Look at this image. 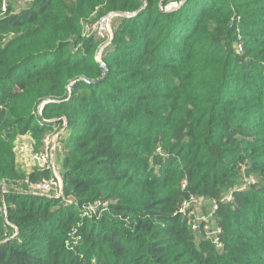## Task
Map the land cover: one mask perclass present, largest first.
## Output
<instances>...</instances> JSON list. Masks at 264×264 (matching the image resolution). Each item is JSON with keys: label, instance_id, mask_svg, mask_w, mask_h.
I'll list each match as a JSON object with an SVG mask.
<instances>
[{"label": "trees", "instance_id": "obj_1", "mask_svg": "<svg viewBox=\"0 0 264 264\" xmlns=\"http://www.w3.org/2000/svg\"><path fill=\"white\" fill-rule=\"evenodd\" d=\"M172 2L179 7L166 10ZM13 7L0 18V185L52 176L19 171V133L41 147L66 118L68 137L64 198L5 195L11 224L0 212V264L264 262V0ZM97 9L133 14L113 24L102 54L110 74L99 83L98 39L83 36ZM240 174L260 181L220 205L221 254L196 243L181 208L192 195L221 201ZM91 208L99 218L86 214Z\"/></svg>", "mask_w": 264, "mask_h": 264}, {"label": "built area", "instance_id": "obj_2", "mask_svg": "<svg viewBox=\"0 0 264 264\" xmlns=\"http://www.w3.org/2000/svg\"><path fill=\"white\" fill-rule=\"evenodd\" d=\"M35 0H1L2 7L0 11V18L8 13L9 7L12 3H23L24 6L32 4ZM122 13L109 12L106 15L99 17V19L92 25L83 23L84 35L87 37L95 36L99 39L113 38V24L115 20L122 17ZM2 106L0 105V111ZM67 126L64 121L63 127L58 133L56 130L49 133L42 142L40 149L31 156L32 164L31 169L27 174L32 173L36 169L49 170L52 176L49 179H43L39 182H32L29 177L24 180V184L28 189L38 195L52 194L57 198H64V181L61 172V162L57 163V154L59 151V138L63 130ZM56 133V134H54ZM188 186L187 181H184L182 188L186 189ZM4 187L0 185V210H6ZM209 201L213 205L214 212H217L221 204H228L233 201V193L223 197L221 201L212 200L204 197L192 195L184 203L181 208V213L189 217V224L194 232H203L207 240H209L218 250L224 248V241L222 239L223 232L221 229L212 230L208 225V220L205 217H199V206L204 201Z\"/></svg>", "mask_w": 264, "mask_h": 264}, {"label": "rangeland", "instance_id": "obj_3", "mask_svg": "<svg viewBox=\"0 0 264 264\" xmlns=\"http://www.w3.org/2000/svg\"><path fill=\"white\" fill-rule=\"evenodd\" d=\"M23 7H25L23 5V3H14V10H19V9H22ZM179 7L178 5V2H172L166 10H172L174 8H177ZM100 10H96L91 16H89L88 18L84 19L83 20V23H86V24H89V25H92L94 24L98 19L99 17H101L102 15H100ZM123 17L125 16H132L133 14L131 13H127V14H122ZM83 36L85 38H87L86 35H84L83 33ZM97 38V37H96ZM98 39V45H97V48H96V51H95V58H96V61L100 62L103 64V61H102V54L104 53L105 49L113 42V39H114V31H113V38L111 39ZM239 48V51L242 49L241 46L238 47ZM104 68V73L106 74V69L105 67L103 66ZM105 74L103 76V78L105 77ZM101 78V79H103ZM101 79H98L96 81H100ZM94 81V82H96ZM91 82V81H90ZM99 83V82H98ZM73 85V83H72ZM72 85H70L69 89L72 88ZM69 92L71 93V90H69ZM233 102H230V103H238L237 100H232ZM47 102H54L53 100H48ZM42 106H43V103H41L40 105H38V109H37V112H36V116H41L42 115ZM264 112L260 113L259 116L257 117V119L261 120V121H264ZM249 117V116H247ZM63 120H67L66 118H62ZM67 122V121H66ZM62 129L59 128V129H56V133H58V131H60ZM54 133V134H56ZM61 138H59V151H58V154H57V163L60 164V162L62 161L63 159V155H62V152H61V149L64 148V145H66L67 143V137H68V132L64 131L63 130V133H61ZM258 135L260 137V150L258 153H261L260 156H264V130H259L258 131ZM263 139V140H262ZM40 149V146L37 145L36 141L34 140L33 136H32V133L28 132V133H19L18 136H17V139H16V163L18 165V169L19 171H22V173H27L30 171L31 169V164H32V159H31V156L34 155V153H36L38 150ZM62 173V169H61V172ZM260 179L258 177H255V176H246L245 174H240L238 176V178L235 180L234 182V186L233 188H231L230 190H225V193H226V196L229 195L230 193L234 192L235 190H239V191H242V190H247V189H250L253 185L259 183ZM2 186L4 187V190L7 192L6 194H9L11 192H16V193H19V194H33V195H38L36 193H33L31 192L28 188H26L24 186V183L22 182L21 179H18V180H15L13 182H8V181H5L2 183ZM46 198H49V199H60V198H57L55 195H52V194H47V195H42ZM261 201H263L264 203V196H259ZM98 206H101V202H97ZM106 206V205H105ZM6 207L7 209L6 210H0V212H2V215H3V219H2V222L5 221V223L7 224H11V222H9V219H8V206L6 204ZM101 210V209H100ZM86 214L87 215H90L92 217H95L97 216L98 218L100 217V213H99V210H97L96 212L91 208V209H86ZM102 213H104V211L102 210L101 211ZM101 213V214H102ZM198 216L199 217H205L207 220H208V225L210 226V228L212 230H217V229H221L222 232H223V235H224V228L223 226L221 225L220 223V214H219V210L217 212H214L213 210V205L211 204V202L209 201H204L200 204L199 206V212H198ZM17 232H18V229L16 228V233L11 237L12 239L15 238L17 236ZM196 234V243H199L200 240L202 239H206V237L204 236L203 232L199 233V232H195ZM222 235V236H223ZM10 238V239H11ZM8 240V238L6 239V241ZM209 241V240H207ZM210 242V241H209ZM211 243V242H210ZM212 244V243H211ZM213 245V244H212ZM214 246V245H213ZM215 247V246H214ZM216 251L221 253L222 254V250H218L216 247H215ZM253 261L255 262V264H264V262L261 260V259H257V258H254Z\"/></svg>", "mask_w": 264, "mask_h": 264}, {"label": "water", "instance_id": "obj_4", "mask_svg": "<svg viewBox=\"0 0 264 264\" xmlns=\"http://www.w3.org/2000/svg\"><path fill=\"white\" fill-rule=\"evenodd\" d=\"M104 67H105V69H106V74H105V77L103 78V79H101L100 81H96L95 83H98V82H102V81H104L108 76H109V74H110V69H109V67L106 65V64H102Z\"/></svg>", "mask_w": 264, "mask_h": 264}]
</instances>
